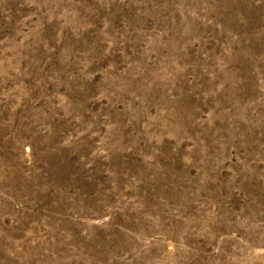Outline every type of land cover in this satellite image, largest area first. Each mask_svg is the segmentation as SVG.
Segmentation results:
<instances>
[{
	"label": "rangeland",
	"instance_id": "374dc122",
	"mask_svg": "<svg viewBox=\"0 0 264 264\" xmlns=\"http://www.w3.org/2000/svg\"><path fill=\"white\" fill-rule=\"evenodd\" d=\"M0 264H264V0H0Z\"/></svg>",
	"mask_w": 264,
	"mask_h": 264
}]
</instances>
